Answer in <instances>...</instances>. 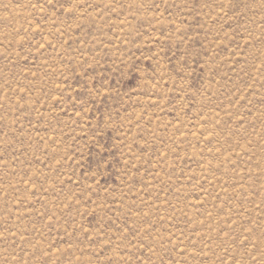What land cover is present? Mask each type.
Here are the masks:
<instances>
[{"label":"rangeland","instance_id":"obj_1","mask_svg":"<svg viewBox=\"0 0 264 264\" xmlns=\"http://www.w3.org/2000/svg\"><path fill=\"white\" fill-rule=\"evenodd\" d=\"M0 264H264V0H0Z\"/></svg>","mask_w":264,"mask_h":264}]
</instances>
